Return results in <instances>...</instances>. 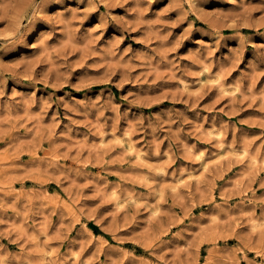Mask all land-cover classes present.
Returning <instances> with one entry per match:
<instances>
[{
    "label": "rangeland",
    "instance_id": "rangeland-1",
    "mask_svg": "<svg viewBox=\"0 0 264 264\" xmlns=\"http://www.w3.org/2000/svg\"><path fill=\"white\" fill-rule=\"evenodd\" d=\"M0 264H264V0H0Z\"/></svg>",
    "mask_w": 264,
    "mask_h": 264
},
{
    "label": "clouds",
    "instance_id": "clouds-1",
    "mask_svg": "<svg viewBox=\"0 0 264 264\" xmlns=\"http://www.w3.org/2000/svg\"><path fill=\"white\" fill-rule=\"evenodd\" d=\"M187 2L191 5L194 6V0H187ZM207 71V69H205Z\"/></svg>",
    "mask_w": 264,
    "mask_h": 264
},
{
    "label": "bare ground",
    "instance_id": "bare-ground-1",
    "mask_svg": "<svg viewBox=\"0 0 264 264\" xmlns=\"http://www.w3.org/2000/svg\"><path fill=\"white\" fill-rule=\"evenodd\" d=\"M103 141V140H102ZM129 141H130V139H129ZM131 142V141H130ZM130 145V144H129ZM130 147V146H129ZM134 147H135V145L134 146H131L130 148L133 150L134 149ZM131 149H130V151H131ZM133 151H135V149L133 150ZM136 152V151H135ZM138 152H140V151H138ZM136 154H138V153H136ZM140 154H141V152H140ZM140 156V155H139Z\"/></svg>",
    "mask_w": 264,
    "mask_h": 264
}]
</instances>
